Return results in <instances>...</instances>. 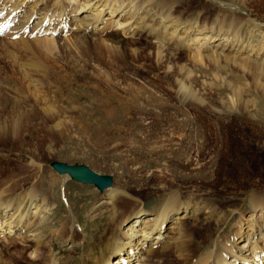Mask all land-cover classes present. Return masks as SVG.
Segmentation results:
<instances>
[{"label": "rangeland", "instance_id": "obj_1", "mask_svg": "<svg viewBox=\"0 0 264 264\" xmlns=\"http://www.w3.org/2000/svg\"><path fill=\"white\" fill-rule=\"evenodd\" d=\"M163 1L194 29L222 27L244 36L255 61L236 60L233 51L211 55L206 47L196 59V42L193 50H167L162 59L152 45L129 43L141 48L139 56L123 57L98 40L73 47V30L51 51L35 41L25 49L0 38V118L19 117L18 132L0 138V193L7 185L24 193L52 190L60 209L44 212L53 221L48 241L68 232L71 214L76 229L88 230L112 213L107 189L72 174L62 185L56 162L112 177L111 186L147 209L172 188L201 200L209 214H234L236 221L264 210V0ZM29 155L43 165L37 184L38 172L25 164ZM118 205L117 214L134 207L130 200ZM53 244L62 260L83 255L79 243ZM0 249L3 259L10 257L7 246Z\"/></svg>", "mask_w": 264, "mask_h": 264}, {"label": "bare ground", "instance_id": "obj_2", "mask_svg": "<svg viewBox=\"0 0 264 264\" xmlns=\"http://www.w3.org/2000/svg\"><path fill=\"white\" fill-rule=\"evenodd\" d=\"M70 30L73 47L79 48L85 40H98L123 57L139 56L141 48L129 43L152 45L155 57L162 59L165 51L193 50L191 44L196 42L200 45L191 54L196 59L206 47L211 55L233 51L230 55L235 59L242 55L244 61H255L253 53L245 52L244 36L237 32L230 35L222 27L194 29L163 0H0V38L5 42L18 43L25 49L38 42L51 51L64 45L63 35ZM44 34L51 36L40 38ZM17 118H0V138L18 132ZM61 125L56 122L53 129ZM27 158L25 164L38 172L34 177L37 184L43 165L34 156ZM62 164L64 169H58ZM54 166L63 176L64 185L71 177L70 169H65L62 162ZM58 180L55 178L50 186L55 187ZM5 187L0 193V245L7 246L5 252L10 257L3 259L0 255L4 264H264V210L236 221L234 214H209L212 209L201 200L186 198L172 188L147 209L143 201L116 186L105 188L112 213L99 217L104 223L99 229L87 230L81 224L76 229L78 217L71 214L68 232L52 240L82 246L83 255L78 259L69 256L62 260L54 242L47 240L53 221H47L44 212L52 211L56 204L60 209L58 201L52 202V190L44 192L41 186L24 193L22 187ZM127 200L134 207L117 214L118 204ZM256 200L253 197V205L260 207ZM67 208L72 213L69 204ZM57 211L51 215H58ZM113 255L116 258L110 260Z\"/></svg>", "mask_w": 264, "mask_h": 264}, {"label": "water", "instance_id": "obj_3", "mask_svg": "<svg viewBox=\"0 0 264 264\" xmlns=\"http://www.w3.org/2000/svg\"><path fill=\"white\" fill-rule=\"evenodd\" d=\"M63 165L64 164H62V166L59 165L58 169H64ZM65 169H70L74 179H77L81 183L95 184L101 191L111 186L113 183L112 177L101 175L84 165L66 164Z\"/></svg>", "mask_w": 264, "mask_h": 264}]
</instances>
